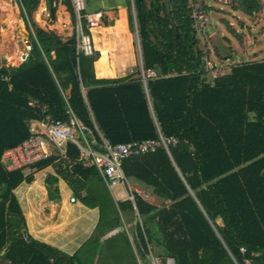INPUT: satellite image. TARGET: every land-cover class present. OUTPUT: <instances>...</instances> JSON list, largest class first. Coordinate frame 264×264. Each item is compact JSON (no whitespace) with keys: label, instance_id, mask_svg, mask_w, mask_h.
Instances as JSON below:
<instances>
[{"label":"trees","instance_id":"16d2710c","mask_svg":"<svg viewBox=\"0 0 264 264\" xmlns=\"http://www.w3.org/2000/svg\"><path fill=\"white\" fill-rule=\"evenodd\" d=\"M16 1L33 34L19 67L0 65V254L6 251L0 260L89 264L83 260L86 246L93 242L95 258L101 236L123 227V218L132 225L138 213L135 242L146 261L144 252L152 247L177 264H264V61L234 66L212 80L190 0H132L129 27L136 25L141 66L121 78L98 79L96 58L78 50L76 32L65 39L39 29L34 18L40 0ZM64 2L74 20L71 0ZM202 7L207 10L205 2ZM233 10L252 17L261 5L234 0ZM83 30L91 35L86 21ZM69 106L98 143L95 127L110 146L176 140L169 152L160 148L122 163L124 177L157 199L137 197L136 209L131 201H112L96 168L77 162L72 144L59 165L54 158L33 167L39 172L54 166V176L46 179L51 200H57L62 180L83 206L99 213L93 236L72 257L24 234L13 191L33 177L8 173L1 162L7 150L30 138L31 120L68 122Z\"/></svg>","mask_w":264,"mask_h":264},{"label":"rangeland","instance_id":"374dc122","mask_svg":"<svg viewBox=\"0 0 264 264\" xmlns=\"http://www.w3.org/2000/svg\"><path fill=\"white\" fill-rule=\"evenodd\" d=\"M61 1L57 0V4L50 7L47 0H40L35 23L38 28L48 32H55L67 39L75 32L73 22L71 21L68 27L64 25L66 30H62L61 24H64V21L60 20L61 24L60 22L57 24L56 21L48 16L49 12L58 15ZM258 1L261 5V11L252 17L246 16L241 12H235L233 3L231 5H223L213 0L205 2L209 23L200 38L201 48L206 54L205 61L210 62L216 69L221 70L224 75H227L234 66L246 62L264 61V0ZM107 5V0H102L97 5L92 2V4L87 5V11L89 14H93L99 9H106ZM12 9L13 7L10 9L8 4L0 3V63L5 66H18L22 63L21 56L24 54L29 55L30 53V48L27 47L26 42L31 41L32 37V33L27 29V24L21 15L20 6L17 7L16 11ZM61 12L64 11L61 10ZM39 13H43L41 18ZM104 27L105 24L103 22V26L100 29H104ZM129 28V20L127 19L125 27L119 28L118 33L121 37L118 38L119 35L111 36V40L106 38V30H104V33L101 31V34L99 30H92L90 33L94 51V55L91 57L96 58V67H98L99 76L103 77V79L109 78L108 72L116 75L120 67L116 63L119 59L126 57L127 51L133 52L134 59L140 61L141 55L137 31H131ZM25 31L29 32L31 36H25ZM94 40L97 44H95ZM109 43H113L110 44L114 50L111 53L103 50L109 49L107 46ZM97 52L98 56L95 55ZM113 60H115V63L110 64L113 63ZM134 70L132 69V72ZM128 71H124V73L127 74ZM208 78H210L209 75ZM41 194L38 195L41 196ZM111 195L117 202L122 201L125 197L120 187L112 188ZM37 201H40V198ZM154 202H157L156 197L153 200ZM140 259L141 264L149 263L142 256ZM136 262L138 264V261ZM136 262L132 260L130 252L124 244H120L116 249L112 246L105 247L101 260V264H136Z\"/></svg>","mask_w":264,"mask_h":264},{"label":"built area","instance_id":"2783aa9c","mask_svg":"<svg viewBox=\"0 0 264 264\" xmlns=\"http://www.w3.org/2000/svg\"><path fill=\"white\" fill-rule=\"evenodd\" d=\"M209 0H190L192 9V19L194 20L195 30L199 37L203 36L209 23L208 15L203 10L202 3ZM223 5H231L234 0H213ZM74 15V27L77 34L78 50L86 56H93V42L91 35H87L83 30V21H86L90 33L92 30L103 26L104 14H89L87 11V0H71ZM206 72L212 80L223 77V72L216 69L210 62L205 61ZM150 78L154 74L148 75ZM42 111L46 112L47 107L43 106ZM68 122L53 121L50 117L43 120H32L30 127V138L21 145L7 150L2 155V165L6 172L22 171L25 177H33L38 170L34 166L51 159L58 158L66 160L67 150L70 144L74 145L79 153V162L94 166L98 171L101 180L108 190L121 187L126 193L125 201H131L136 209V198L140 197L148 202H153V191L141 187L133 186L123 175L122 163L132 157L154 154L160 148L169 152V146L176 143V140L167 141L163 138L160 141H147L133 143L129 145L110 146L101 136L98 129L100 143L92 130L75 115L69 106ZM48 178V177H47ZM76 200L72 199L71 203ZM136 222L142 223L137 213ZM242 254H246L245 249H241ZM146 254V259L150 264H177L176 260L170 256H161L154 252L150 247ZM245 264H252L247 260Z\"/></svg>","mask_w":264,"mask_h":264},{"label":"crops","instance_id":"0c3cea01","mask_svg":"<svg viewBox=\"0 0 264 264\" xmlns=\"http://www.w3.org/2000/svg\"><path fill=\"white\" fill-rule=\"evenodd\" d=\"M101 1L102 0H88L87 4L90 5L92 4V2L93 3L95 2L97 5ZM107 2H108V5L106 9H99L98 11H95L93 14H96V13L104 14V19H105L104 29L99 28L95 30H99L100 34H101V31H103L104 33V30H106L107 31V34H105L107 36L106 38H110L111 40V36L115 37L116 35H119L118 38L121 37V35L118 33L119 28L125 27V25L127 24V19L128 20L130 19V13L132 15V18L134 19V12H133L132 0H107ZM0 3L8 4L10 6V9L11 7H13L12 10H15V11L17 7H19V4L17 3V1H16L15 6L11 4V1H0ZM48 4L50 6L49 1H48ZM56 4H57V0L54 5ZM129 6H130V11H129ZM61 10H63L64 12H61ZM48 16L50 17V19L56 21L57 24H59L58 22H60V20L64 21V24L63 23L61 24L60 22L62 30L64 29L66 30L64 25L68 27L71 21L73 22V25H74L73 16L71 12L67 9V6L64 0L61 1L58 15H55L54 13L49 12ZM40 18H41V14H40ZM45 32H48V31H45ZM31 33L33 34V32ZM55 34L62 38H65L60 34H57V33ZM72 36H70L69 38H71ZM110 44H113V43H109L107 45L109 49H103V50L109 53H111V51L113 52L114 51L112 49L113 47H111ZM29 48L31 50L32 44ZM128 57L130 58V61ZM21 60H22V56H21ZM136 60L137 59H134L133 52L127 51L126 57L123 59H119L118 62L116 63L120 66L116 75H114L113 73L112 75L111 73L108 72L109 78L107 79L121 78V77L128 75L129 73H133L132 69L134 70L137 65L140 66L141 64L139 60H137V62ZM24 61L22 60V63ZM114 63H115V60H113V63H110V64H114ZM0 65L3 66V64L1 63ZM20 65L12 66V67H19ZM94 69H95L96 78L103 79V77L99 76L98 67H96L95 62H94ZM124 71H128L127 74H125ZM31 105L33 107L41 108V110L43 107L37 103H32ZM31 121H30V127H31ZM79 157H80V153H79ZM60 161H61L60 159H57L58 165L60 164L59 163ZM64 161L65 160H62V162ZM77 162L80 163L79 161ZM83 165H85L86 167L91 166L88 164H83ZM53 167L54 166H50L36 173L33 176L32 184H26V183L21 184L19 187H17L13 191V194L24 216L25 226H26L24 234L27 237L43 242V244H46V245H49L55 248L56 250L61 252L64 256L72 257L77 251L81 250V248L85 246L87 242H89V239L91 238V236H93V232L96 230V226L99 221V213L97 210H94V209L92 210V209H89L83 206L82 202L79 199V196L75 195V193L69 188V186L62 180H60L58 185L55 187L59 190L58 197L56 194H54V197H57V200L56 199L51 200L49 198L46 179L47 177L54 176L55 170ZM130 183L135 187H141L144 189H148L147 187L141 186L138 183H133V182H130ZM121 189L125 195L122 201H125L126 193L123 190V188ZM68 190L69 192H67ZM108 192H109V195L112 201L115 204L118 203L111 195V190H108ZM38 194H41L42 197L39 196ZM79 195L86 197L87 193L85 191H82ZM39 198H40V201H37V199ZM72 199H75L76 202L71 203ZM136 228H137V222H134L132 225L127 224L125 218H123V227L117 228L101 236V239L99 240V244H98L100 248L97 254L95 255V258H93V242H92V245L86 246L83 252L84 254L83 260L88 261L89 264H101L103 252H105V247L112 246L114 249H116L120 244H124L126 249L130 252L132 260L134 262L138 261V264H141V259H140L141 256L137 252L138 249H137L136 242H135L137 238ZM0 261H3V260H0Z\"/></svg>","mask_w":264,"mask_h":264},{"label":"water","instance_id":"95a60500","mask_svg":"<svg viewBox=\"0 0 264 264\" xmlns=\"http://www.w3.org/2000/svg\"><path fill=\"white\" fill-rule=\"evenodd\" d=\"M48 1H49V3H50V6H52V7H53V5H54L55 2H56V0H48ZM11 4H12L13 6H15V5H16V0H11ZM133 12H134V9H133ZM135 30H136V25H135ZM24 35L27 36V37H30V36H31V34H30L29 32H24ZM26 44H27V47H30L31 44H32V41H27ZM138 46H139V42H138ZM139 51H140V50H139ZM25 57H26V55L24 54V55L22 56V60H23V61L25 60ZM140 63H141V58H140ZM143 81L146 82V79H143ZM5 253H6V251L4 250V251L0 254V257L4 256ZM0 264H8V263H7L6 261H0Z\"/></svg>","mask_w":264,"mask_h":264},{"label":"bare ground","instance_id":"6f19581e","mask_svg":"<svg viewBox=\"0 0 264 264\" xmlns=\"http://www.w3.org/2000/svg\"><path fill=\"white\" fill-rule=\"evenodd\" d=\"M39 14H42V13H39ZM39 16V15H38Z\"/></svg>","mask_w":264,"mask_h":264}]
</instances>
